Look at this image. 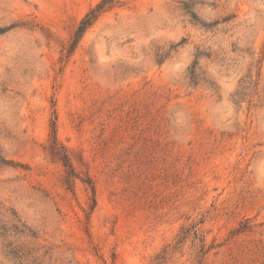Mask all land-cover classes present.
Here are the masks:
<instances>
[{
  "label": "rangeland",
  "instance_id": "obj_1",
  "mask_svg": "<svg viewBox=\"0 0 264 264\" xmlns=\"http://www.w3.org/2000/svg\"><path fill=\"white\" fill-rule=\"evenodd\" d=\"M0 0V264H264V0Z\"/></svg>",
  "mask_w": 264,
  "mask_h": 264
},
{
  "label": "trees",
  "instance_id": "obj_2",
  "mask_svg": "<svg viewBox=\"0 0 264 264\" xmlns=\"http://www.w3.org/2000/svg\"><path fill=\"white\" fill-rule=\"evenodd\" d=\"M112 0H103L99 3L95 8L90 10L85 17L81 20L80 25L77 30L78 38L85 32V30L91 26L94 21L99 17L102 13L104 8L106 7L107 3H111Z\"/></svg>",
  "mask_w": 264,
  "mask_h": 264
}]
</instances>
